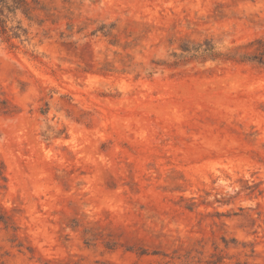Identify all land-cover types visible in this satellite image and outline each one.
<instances>
[{
	"label": "rangeland",
	"instance_id": "1",
	"mask_svg": "<svg viewBox=\"0 0 264 264\" xmlns=\"http://www.w3.org/2000/svg\"><path fill=\"white\" fill-rule=\"evenodd\" d=\"M28 1L0 36V264H264V64L239 56L264 0Z\"/></svg>",
	"mask_w": 264,
	"mask_h": 264
},
{
	"label": "trees",
	"instance_id": "2",
	"mask_svg": "<svg viewBox=\"0 0 264 264\" xmlns=\"http://www.w3.org/2000/svg\"><path fill=\"white\" fill-rule=\"evenodd\" d=\"M31 6L28 0H0V36H4L6 39L11 37H20L25 29L18 22V25L8 27L7 22L9 20L10 14L16 15L19 11L22 12L29 19H33ZM12 31V33H9ZM249 45L255 46L253 54L249 55L246 53H240V57L251 61H256L260 64H264V37H260L252 40ZM206 52H213V48L205 49ZM215 54V53H212ZM232 55V54H231ZM233 56H237L233 54ZM214 264H217L216 262Z\"/></svg>",
	"mask_w": 264,
	"mask_h": 264
}]
</instances>
